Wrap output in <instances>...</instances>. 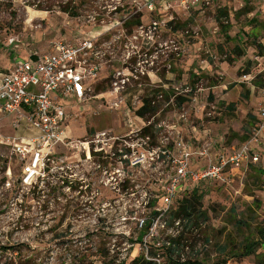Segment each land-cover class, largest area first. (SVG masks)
<instances>
[{
  "label": "rangeland",
  "instance_id": "rangeland-1",
  "mask_svg": "<svg viewBox=\"0 0 264 264\" xmlns=\"http://www.w3.org/2000/svg\"><path fill=\"white\" fill-rule=\"evenodd\" d=\"M151 17L162 26L134 28ZM94 36L104 44V64L84 101L62 100L63 128L74 141L105 131L109 144L90 158L58 147L63 170L29 187L17 182L20 161L0 145V264H132L138 256L167 264L168 241L205 263L264 264V244L246 256L230 250L264 229V142L259 161L226 182L183 181L184 196L199 184L203 214L179 225L168 212L157 215L137 241L140 221L162 210L178 140L202 162L203 146L208 154L228 151L250 135V115L264 100V0H214L189 10L174 4L152 14L126 0H0L5 55L18 44L47 52L56 41ZM10 37L18 42L6 45ZM13 120L0 113V132L24 135Z\"/></svg>",
  "mask_w": 264,
  "mask_h": 264
},
{
  "label": "built area",
  "instance_id": "built-area-1",
  "mask_svg": "<svg viewBox=\"0 0 264 264\" xmlns=\"http://www.w3.org/2000/svg\"><path fill=\"white\" fill-rule=\"evenodd\" d=\"M126 1L133 3L138 10L147 9L150 14L161 13L174 4L189 10L195 6L207 7L214 2V0ZM160 26L162 22L151 17L147 23L139 22L134 28L139 32H144L146 28L148 32H153ZM119 38L117 35L113 41ZM15 41L18 42L15 37H10L6 45H12ZM103 47L104 44L98 42V36L76 38L74 41L59 40L52 44L49 51H33L25 61L16 63L8 73L0 75V113L13 117L14 128L21 126V121L24 120L35 130L31 136L4 135L0 132V145L9 148L11 154L21 163V175L17 182L22 186H31L56 168L63 170V166L58 164L63 163L66 156H56L58 147L63 146L66 151L83 149L85 156L90 158L91 154L101 152L109 144L110 138L105 131L95 133L89 140L74 141L66 135L63 128L68 114L62 100L72 98L80 102L86 99L104 64L106 50ZM125 79H121L122 84L125 83ZM257 114V124L245 142L236 148L232 147L231 150L216 152L214 159L200 168H191L194 154L185 142L182 140L176 142L179 154L173 158L172 172L167 175L161 187L159 198L162 210L161 212L158 210L157 215L170 213L184 180L197 183L206 180L226 182V174L230 171L259 161L254 149L264 137V100L258 106ZM207 155L208 148L204 146L197 154L202 157ZM4 185L7 189L12 187L10 180H6ZM176 219L173 221L176 220L175 224L179 225L181 218ZM182 220L186 222L185 219ZM142 223L143 219L140 226ZM167 244L174 246L171 241ZM173 254L175 252L171 257L178 261L191 259L186 258L183 253L177 254L178 256ZM145 260L151 261L148 258Z\"/></svg>",
  "mask_w": 264,
  "mask_h": 264
},
{
  "label": "trees",
  "instance_id": "trees-1",
  "mask_svg": "<svg viewBox=\"0 0 264 264\" xmlns=\"http://www.w3.org/2000/svg\"><path fill=\"white\" fill-rule=\"evenodd\" d=\"M147 107L148 106L146 105V102H145V104L139 110H137V114L142 117L145 114V110H147ZM190 191H191L190 194L186 196L182 195L181 193H178L177 199L175 201V204H177V206L175 207V209L171 210L169 213L170 221L173 222L174 219L181 218V219H185L186 222H190L192 216H194L196 213L199 212V214H203V212L199 210V207L201 206V199H202V192H199V184L196 185ZM154 203L155 201L151 202V206H153ZM157 214H158L157 210H152L150 212V216L148 218L143 219V223L140 226L141 230L139 231L137 235V241L141 242L142 237L149 231V228L151 227ZM239 222L241 223V221ZM257 236H258L257 237L258 239H255V240L253 239V240H248V241L243 240L242 242L238 244L237 247L235 246L232 247L230 249L233 252L232 255L239 257V256H246V255L253 253L257 245L264 244V229H259L257 231ZM172 242L174 243V246L169 248L170 255L167 260V264H218L217 262L205 263L197 259L178 261L177 259L171 257V253L173 252L177 253V250H178L175 244L176 242L175 241H172ZM228 248L229 247L226 244L223 246V248H221V250L225 252L227 251ZM132 264H154V263L151 261H146L145 259H143V257L138 256L133 259Z\"/></svg>",
  "mask_w": 264,
  "mask_h": 264
},
{
  "label": "crops",
  "instance_id": "crops-1",
  "mask_svg": "<svg viewBox=\"0 0 264 264\" xmlns=\"http://www.w3.org/2000/svg\"><path fill=\"white\" fill-rule=\"evenodd\" d=\"M10 50L11 51L7 55H5L3 52H0V62H1L0 63V65H1L0 66V75L8 73L14 67V65L16 63L25 61L29 57V55L33 52V51L30 52L29 49L25 48L24 45H22V44L21 45H19V44L14 45ZM19 55L21 56V58ZM10 117H12V116H10ZM250 117L252 118V126H251L249 133H251L253 127L257 124V121H258L257 110H256L255 114L250 115ZM21 127L26 131V133L24 135H17V136H31L35 133V130L31 129L28 126V124H26V122L23 123V125H21ZM249 136L250 135L248 134V137ZM248 137L245 139L247 140ZM262 142H264V137H262L260 142L257 145H255L254 152L257 155H258L257 146ZM233 147H235V146H233ZM215 154H216V152L209 151V154L207 156L201 158V161L203 160L202 162H199L198 159H196V160L193 159L194 161L192 160L191 163L197 164L196 168H200V167L204 166L205 164H207L209 162V160H213L215 157ZM195 157H197V156H195ZM195 161H197V162H195ZM248 164H255V163H248ZM248 164L243 165L238 169H235V172H234V170H232L234 173L232 171H230L228 174H226L227 180L230 176L234 175L242 167L247 166Z\"/></svg>",
  "mask_w": 264,
  "mask_h": 264
}]
</instances>
